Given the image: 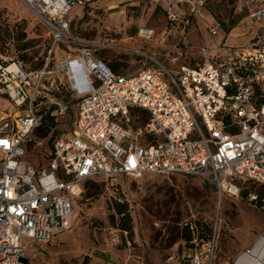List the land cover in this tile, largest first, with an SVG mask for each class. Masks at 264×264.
I'll return each mask as SVG.
<instances>
[{"label": "built area", "instance_id": "built-area-1", "mask_svg": "<svg viewBox=\"0 0 264 264\" xmlns=\"http://www.w3.org/2000/svg\"><path fill=\"white\" fill-rule=\"evenodd\" d=\"M19 1L49 28L51 43L41 67L23 61L13 63L15 70L5 67L18 77L16 89L7 86L9 99L27 110L3 117L0 125V264H27L25 237L51 242L70 228L88 180L101 177L113 186L120 176H198L216 186L220 201L227 193L239 195L238 180L264 184V0L236 2L259 26L256 40L200 46L203 61L195 64L179 45L140 51L144 65L132 74L114 71L93 50L108 46L72 31L75 9L97 0ZM191 1L197 3L192 11L204 3ZM210 32L217 35L219 23ZM142 34L151 37L153 30ZM71 43L78 45L75 55L57 59L59 46ZM62 75L78 108L72 128L53 139L48 164L37 168L22 158L30 134L43 124L38 98L46 97L47 81L57 83ZM55 105V116L69 106ZM219 213L207 239L195 220H186L189 239L165 264H217ZM231 264H264V234Z\"/></svg>", "mask_w": 264, "mask_h": 264}, {"label": "rangeland", "instance_id": "rangeland-1", "mask_svg": "<svg viewBox=\"0 0 264 264\" xmlns=\"http://www.w3.org/2000/svg\"><path fill=\"white\" fill-rule=\"evenodd\" d=\"M196 6L191 0H97L78 6L72 31L108 46L93 50L112 69L125 74L143 67L140 51L155 53L179 45L200 56V46H243L261 32L231 0H204L198 11H192ZM243 20L255 25L254 35H250L251 27L243 29ZM217 23L219 33L212 35L210 27ZM144 30H153V35L144 36ZM50 43L49 28L21 1L0 0V125L3 117L27 110L26 105L18 110L9 99L7 86L16 89L18 77L15 72L9 76L5 67L15 61H23L30 69L42 66ZM77 46H59L56 58L74 56ZM58 78L57 83L47 81L46 97L38 98L45 117L42 126L30 134L22 158L37 168L48 164L50 137L72 128L78 108L67 77ZM55 102L68 103L65 113L47 114ZM102 179L84 184L70 228L56 233L51 242L23 239L27 264H165L167 255L188 240L184 222L195 220L207 239L218 210L217 264L233 263L264 234V184L238 180L234 192L239 190V195L227 193L220 201L216 186L198 176H120L113 186ZM120 208L123 213L118 212Z\"/></svg>", "mask_w": 264, "mask_h": 264}, {"label": "trees", "instance_id": "trees-1", "mask_svg": "<svg viewBox=\"0 0 264 264\" xmlns=\"http://www.w3.org/2000/svg\"><path fill=\"white\" fill-rule=\"evenodd\" d=\"M206 1V0H205ZM231 1H233L235 4H236V2H237V0H231ZM23 36H25V34L23 35ZM184 52H186V54H185V60L186 61H188L189 63H193V64H195V63H197V62H199V63H201L202 61H203V59L200 57V56H196V55H192V54H190V53H188L187 51H185L184 50ZM44 64V63H43ZM8 66V65H7ZM41 67V66H40ZM39 68V67H38ZM114 71H116V72H118V70H116V69H113ZM262 100L264 101V97H262ZM36 107H38L39 108V112H41L42 113V110L40 109V105L38 106H36ZM47 114H50L51 116H55V115H53L52 114V111L50 110ZM46 114V115H47ZM44 117H45V115H44ZM43 130V128H40L39 130H38V132L40 133V131H42ZM47 133H48V131H46L43 135L44 136H46L47 135ZM56 136V135H55ZM55 136H51L50 137V139H49V141H51V144H52V141H53V139L55 138ZM92 181H96V180H88L87 182H85V183H88V182H92ZM118 212L119 213H123V211H122V209L120 208L119 210H118ZM187 229V228H186ZM188 230V229H187ZM189 232V231H188ZM188 239H189V237H188Z\"/></svg>", "mask_w": 264, "mask_h": 264}, {"label": "crops", "instance_id": "crops-1", "mask_svg": "<svg viewBox=\"0 0 264 264\" xmlns=\"http://www.w3.org/2000/svg\"><path fill=\"white\" fill-rule=\"evenodd\" d=\"M78 8V7H77ZM76 8V9H77ZM75 9V10H76ZM75 12L76 11H74L73 13H72V15H71V20H72V17H73V15L75 14ZM248 25H249V27H248V29H251L252 31L250 32V35H254L255 34V32L257 31V29L255 28V25L254 26H252L251 24H250V22L248 21ZM251 27V28H250ZM259 29V28H258ZM256 30V31H255ZM223 38V37H222ZM212 41H214V39L212 40ZM233 41H235V40H233ZM231 43H233V42H231Z\"/></svg>", "mask_w": 264, "mask_h": 264}, {"label": "bare ground", "instance_id": "bare-ground-1", "mask_svg": "<svg viewBox=\"0 0 264 264\" xmlns=\"http://www.w3.org/2000/svg\"><path fill=\"white\" fill-rule=\"evenodd\" d=\"M9 69L15 70V69H16V66L12 63V64L9 66Z\"/></svg>", "mask_w": 264, "mask_h": 264}]
</instances>
